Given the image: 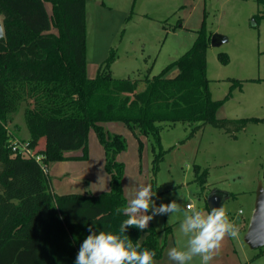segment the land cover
I'll list each match as a JSON object with an SVG mask.
<instances>
[{"label":"trees","instance_id":"1","mask_svg":"<svg viewBox=\"0 0 264 264\" xmlns=\"http://www.w3.org/2000/svg\"><path fill=\"white\" fill-rule=\"evenodd\" d=\"M87 0H0L4 37L0 39V264H74L80 244L93 230L119 234L127 219L117 157L126 149L122 136L103 123L121 122L132 132L152 136L159 146L160 124L197 123L189 137L210 125L235 139L264 118L225 119L218 110L242 82L214 101L206 77L210 40L199 32L192 47L157 76L112 77L109 56L94 78L86 75L85 4ZM51 4V12L46 11ZM223 63L227 60L222 59ZM176 67L173 78L165 72ZM24 104L28 143L46 164L83 160L64 152L86 149L92 129L103 147L110 190L97 196L57 195L31 158L14 155L3 124ZM155 156L154 170L162 158ZM206 172L197 180L204 183ZM171 231L129 227L125 233L138 250L155 251L160 260ZM162 235V239L160 236Z\"/></svg>","mask_w":264,"mask_h":264},{"label":"rangeland","instance_id":"2","mask_svg":"<svg viewBox=\"0 0 264 264\" xmlns=\"http://www.w3.org/2000/svg\"><path fill=\"white\" fill-rule=\"evenodd\" d=\"M50 13L51 4L46 3ZM214 34L227 41L206 52V77L214 101L230 92V80L242 82L241 90H232L218 110L225 119L264 118V0H87L85 4L86 75L94 78L100 65L113 56L110 65L116 79H142L157 76L194 44L199 32ZM227 60L226 63L222 59ZM169 68L165 78L177 75ZM24 104L3 124L8 142L27 141L23 116ZM199 124L176 122L160 124L159 146L152 136L132 133L121 122L103 123L110 135L124 138L126 149L117 161L124 166L121 179L123 198L126 187L151 184L156 206L175 200L183 209L209 212L206 199L213 191L229 195L223 209L229 221L238 226L247 220L254 206L258 183L264 187V124H250L233 139L210 125L193 136ZM162 158L154 168L159 150ZM83 160L48 163L50 188L57 195H85L110 190L105 172V155L92 129L86 149L67 151ZM206 172L204 183L197 179ZM151 215V210L147 213ZM183 212L155 216L148 224L157 232L171 233L161 259L154 264H172L167 258L171 247H184L187 241L180 231ZM226 236L210 264H264V246L250 249L243 241ZM162 235L160 236V238ZM162 239V238H161ZM191 264H201L196 257Z\"/></svg>","mask_w":264,"mask_h":264},{"label":"clouds","instance_id":"3","mask_svg":"<svg viewBox=\"0 0 264 264\" xmlns=\"http://www.w3.org/2000/svg\"><path fill=\"white\" fill-rule=\"evenodd\" d=\"M126 190V206L116 209V213H123L127 217L120 224L119 234L97 233L89 227L90 234L80 244L74 264H154L155 251H139V245H134L125 233L129 227L146 229L158 215L170 218L183 212L180 231L187 241L182 248L171 247L167 250V258L172 264H191L196 257L200 258L201 264H210L226 236L238 237V228L229 221L222 207L205 213L190 204L182 209L175 200L156 206L151 184L138 181L135 185L127 186ZM150 210L151 215L147 214Z\"/></svg>","mask_w":264,"mask_h":264},{"label":"water","instance_id":"4","mask_svg":"<svg viewBox=\"0 0 264 264\" xmlns=\"http://www.w3.org/2000/svg\"><path fill=\"white\" fill-rule=\"evenodd\" d=\"M3 37V27L0 20V39ZM226 41L227 39L224 36L214 34L210 37V46L219 47ZM227 197L226 193L217 190L210 193L206 199L209 212L213 208H223ZM243 241L250 249H258L264 246V187L262 182L258 183L255 192L253 211L244 233Z\"/></svg>","mask_w":264,"mask_h":264},{"label":"built area","instance_id":"5","mask_svg":"<svg viewBox=\"0 0 264 264\" xmlns=\"http://www.w3.org/2000/svg\"><path fill=\"white\" fill-rule=\"evenodd\" d=\"M8 147L14 155L33 159L41 168L43 174L48 175V164L44 162V156L32 149L28 141L14 140L8 143Z\"/></svg>","mask_w":264,"mask_h":264},{"label":"crops","instance_id":"6","mask_svg":"<svg viewBox=\"0 0 264 264\" xmlns=\"http://www.w3.org/2000/svg\"><path fill=\"white\" fill-rule=\"evenodd\" d=\"M46 8H47V6H46ZM50 12H51V9L49 10ZM0 20H1V18H0ZM103 125V124H102ZM64 156L65 157H72V158H80L79 156H77V155H71L70 153H65L64 154ZM104 159H105V157H104ZM106 189L104 188L103 190H102V193L103 192H106L105 191ZM99 194H101V193H93V191L90 189L89 191H88V195H92V196H97V195H99ZM85 195H87V194H85ZM228 195V194H227ZM228 197H229V195H228ZM227 197V198H228ZM226 198V199H227ZM252 211H253V208L251 209V211H250V213H249V217L247 218V220H244L242 223H240L238 226H236L237 228H238V230H239V235L241 234V235H243L244 233H245V231H246V229H247V226H248V222H249V219H250V217H251V214H252ZM147 229V228H146ZM159 261V260H158Z\"/></svg>","mask_w":264,"mask_h":264}]
</instances>
